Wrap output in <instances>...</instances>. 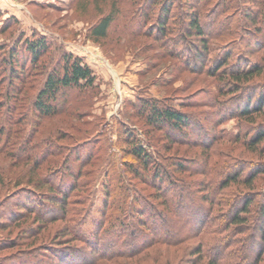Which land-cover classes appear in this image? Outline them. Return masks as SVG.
<instances>
[{
  "label": "rangeland",
  "instance_id": "rangeland-1",
  "mask_svg": "<svg viewBox=\"0 0 264 264\" xmlns=\"http://www.w3.org/2000/svg\"><path fill=\"white\" fill-rule=\"evenodd\" d=\"M155 2L0 0V243L20 242L0 249V263L9 264V256L29 248L22 243H40L41 237L46 246L70 242L60 235L67 227L93 235L89 224L101 220L108 195L117 211L105 220L114 224L131 222L129 214L137 208L146 217L168 211L159 191L172 203L184 196L207 207L200 198H209L210 217H215L226 209L217 203L222 193L227 200L245 192L232 183L221 190L225 176L241 172L236 178L241 179L264 165L245 142L260 119L250 124L236 112V101L242 105L246 95L258 94L251 84L264 79L243 83L248 86L244 95H231L229 78L216 73L224 70L225 60L229 70L264 65V0H170L169 16L162 2ZM110 12L115 16L107 35L94 37L91 27ZM194 14L201 35L187 30ZM158 18L166 21L163 29ZM33 36H43L51 47L31 64L19 44ZM64 53L82 59L94 84L63 90L55 114H38L35 99L44 76L59 66ZM147 103L177 108L202 130L186 135L187 141L172 137L148 123ZM132 145L167 170L160 189L140 168ZM176 164L182 169H174ZM259 178L257 191L264 187V177ZM50 193L67 199L65 220H56L62 216L57 209L48 212ZM29 227L40 230V237ZM184 236L174 246L157 244L136 256L135 250L117 246L128 256L98 264H192L199 258L193 255L196 247L213 242L211 234Z\"/></svg>",
  "mask_w": 264,
  "mask_h": 264
},
{
  "label": "trees",
  "instance_id": "trees-1",
  "mask_svg": "<svg viewBox=\"0 0 264 264\" xmlns=\"http://www.w3.org/2000/svg\"><path fill=\"white\" fill-rule=\"evenodd\" d=\"M168 1L170 0H156L155 4L162 2L160 5L162 6L161 9H165L164 14L169 16V12L166 9ZM234 1L236 2V0ZM248 2L249 0H247ZM114 16L115 14L110 12L108 15L101 17L91 27L90 33L97 38L106 36L109 27L114 21ZM197 17L196 14L190 16L187 30L201 35ZM158 21H160L158 28L163 29L166 21L163 18H158ZM50 47L49 42L43 36L25 38L19 44V50L29 58L31 64L35 61L37 62L41 56L46 54ZM12 58L17 61L15 65L24 70L21 62L17 60V56ZM227 63V60H225L222 64L225 67L224 70L216 73L221 74L222 77L227 76L229 78L228 89L231 95H244V89L248 86H243V83H248L256 77L264 79V65L256 64L237 70H229L226 66ZM18 72L23 73V71ZM16 78H18L17 74L14 75L12 80ZM94 80L95 77L91 69L83 63L81 58L73 57L70 53H64L59 66L47 71L44 76L43 84L35 99L34 108L36 113L45 116L55 114L57 98L63 90L91 88ZM251 86L259 93L246 95V100L242 102V105L236 101V109H238L236 112L240 118L250 124L260 119L261 122L254 125L255 132L253 136L245 142L246 149L264 163V81L251 84ZM239 101L243 100L240 99ZM143 109L150 125L157 126L161 130L166 129L168 133L172 134V137L175 136L177 139L187 141L186 135H193L195 132L202 130L198 123L177 108L147 103ZM131 149L137 160L140 161V168L150 173L151 181L158 183L159 189L164 186L167 177H169L167 170L153 163L148 154L137 145H132ZM173 167L174 169H182L183 166L176 164ZM133 171L135 172L136 170L133 169ZM240 175L241 172L234 176L226 175L220 189L223 190L232 183L245 188V192L227 200L226 194L222 193V198L224 199L217 203L226 209L224 213L215 217H210L212 215L210 207L213 205V200L209 198L204 196L200 198L204 203H209L207 207L193 203L190 198H185L184 196H181L180 200L177 198L172 203L162 191H159L158 193L162 194L160 197L163 198L162 205L168 211H165V213L156 211L155 216L151 217L149 215L146 217L147 214L137 208L136 213L130 212L129 214L133 217L132 219L129 218L131 222L120 221L118 224H114V221L107 222L105 220L114 210L117 211V208L114 209V204H116L114 197L108 195L106 196L104 207L99 210L101 220H92L89 224L94 227L93 235L88 234L81 227H76L75 230L72 227H67L61 232L62 234L60 235L64 240L69 237L70 242L80 243L81 246H70L71 244L67 240L65 242L68 243L58 242L57 246H46L43 243L45 238L41 237L40 243H37L38 240L29 244L22 243V246L26 245L29 248L19 251L20 254L18 256H9L7 263L98 264L99 260L113 261L122 259L123 256H128L129 252L118 248L119 246L135 250L134 256H136L142 250L154 245L166 244L174 246L176 245L175 241H182L184 235H189L191 238L197 234L204 233L213 235V242L203 247L201 245L196 247L193 255L199 258H195L192 264H195L194 262H197L198 259H205L206 264H264V187L258 191L254 188L255 182L260 179L259 177H264V165L257 167L253 171L249 170L241 179H236L240 178ZM137 177H140V174H137ZM236 181L238 182L236 183ZM50 195L54 196L51 198L53 199L52 203L47 202L48 206H51L48 212H53L54 209H57V212L61 213L62 216L56 220H65L66 210L63 206L67 199L58 196V194L50 193ZM126 199H129V197ZM191 203H193L192 208ZM175 219L179 220V222ZM56 220H50L49 222ZM27 230L32 235L36 234V237L41 235L38 234L40 233L38 229L29 227ZM192 230H196L195 234L192 233ZM178 232H181L182 236H177ZM26 235L25 237H27ZM17 243L20 242L14 239H4L0 243V249H12L18 246ZM82 247L85 248L81 249ZM39 249L43 250L37 254ZM0 264L5 263L1 262Z\"/></svg>",
  "mask_w": 264,
  "mask_h": 264
}]
</instances>
